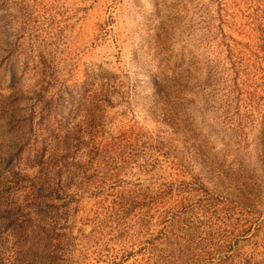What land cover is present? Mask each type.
Segmentation results:
<instances>
[{"label":"rangeland","instance_id":"obj_1","mask_svg":"<svg viewBox=\"0 0 264 264\" xmlns=\"http://www.w3.org/2000/svg\"><path fill=\"white\" fill-rule=\"evenodd\" d=\"M0 264H264V0H0Z\"/></svg>","mask_w":264,"mask_h":264}]
</instances>
